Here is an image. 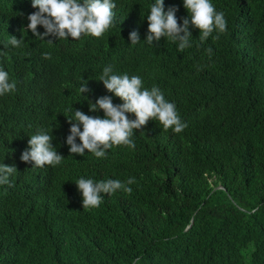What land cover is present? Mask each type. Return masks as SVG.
I'll use <instances>...</instances> for the list:
<instances>
[{"label": "trees", "instance_id": "1", "mask_svg": "<svg viewBox=\"0 0 264 264\" xmlns=\"http://www.w3.org/2000/svg\"><path fill=\"white\" fill-rule=\"evenodd\" d=\"M211 2L227 30L201 42L190 23L191 47L179 51L164 37L145 41L155 0H114L113 26L79 39L36 37L32 0H0V68L16 82L0 96V163L17 169L13 186L0 185V264H264V0ZM169 7L178 24L189 18L183 0H164ZM11 36L23 37L19 47H5ZM108 65L157 86L184 131L149 120L134 130V150L71 154L74 110L103 118L90 102L122 103L98 81ZM38 131L52 135L60 165L21 161ZM80 177L135 183L83 209Z\"/></svg>", "mask_w": 264, "mask_h": 264}, {"label": "clouds", "instance_id": "2", "mask_svg": "<svg viewBox=\"0 0 264 264\" xmlns=\"http://www.w3.org/2000/svg\"><path fill=\"white\" fill-rule=\"evenodd\" d=\"M183 6L189 13V18L183 19V24H178L177 9L164 8V0H155L150 5L147 15L148 34L145 41L153 45V41H159L162 37L173 43H178V50L183 51L191 47L189 43L192 33L189 25L199 29V40H207L214 31L223 33L227 30V21L223 12H217L211 0H183ZM32 7L37 11L28 15L27 30L36 37L45 39L54 36L57 39H79L81 35L101 37L113 26L116 7L114 0H32ZM38 26H43L44 33L37 31ZM218 37H213L217 39ZM23 37L15 36L6 42V45L19 47ZM131 44L139 43L140 35L133 30L129 33ZM209 55L211 48L207 49ZM44 58H50L49 53H44ZM105 89L118 97L122 103L114 104L112 97L105 95L99 97L95 103H89V110L96 112L102 110L104 117L90 116L80 110H74V115L67 118L70 134L66 138L71 154L84 156L85 151L92 153L96 158H104L109 149L114 146H127L135 149L132 140L134 130L142 129L149 120L158 121L163 130L172 129L179 134L187 127L182 122L176 105L165 99L162 91L153 86L151 89L143 86L141 77L127 73L115 74L112 65L103 68L99 78ZM16 90V82L9 79V73L0 68V96L12 93ZM79 91L81 94L89 91L87 82L82 83ZM72 111V109H69ZM127 114H134L135 119H130ZM82 126V130H81ZM77 138L79 143H77ZM52 135L44 131H38L30 136L28 148L21 154V161L32 163L35 167L45 165H60L64 157L58 154L52 144ZM17 171L15 166L0 163V185L13 186L10 175ZM135 183L131 177L126 182L120 180L94 181L91 178L80 177L76 182L78 191L82 195L83 209L96 208L103 202V195H112L117 190L131 193V187L127 185ZM136 264H139L137 259Z\"/></svg>", "mask_w": 264, "mask_h": 264}]
</instances>
